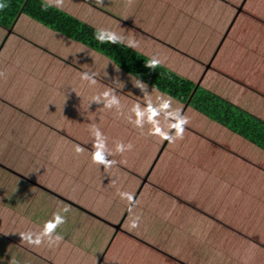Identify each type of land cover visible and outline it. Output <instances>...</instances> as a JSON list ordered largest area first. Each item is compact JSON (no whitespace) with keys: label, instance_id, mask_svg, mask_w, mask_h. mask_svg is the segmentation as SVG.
Listing matches in <instances>:
<instances>
[{"label":"crops","instance_id":"0c3cea01","mask_svg":"<svg viewBox=\"0 0 264 264\" xmlns=\"http://www.w3.org/2000/svg\"><path fill=\"white\" fill-rule=\"evenodd\" d=\"M113 1L118 0H104L102 6L113 8ZM133 1L131 7L143 10L145 2L151 3ZM194 1L198 5L207 3L205 11L197 14L200 19L190 23L193 35L186 43L160 42L200 66L196 70L185 67L186 71L174 61L161 60L163 65L184 78L195 81L193 78L199 76L197 81H203L221 48L219 80H209L207 87L255 111V94L245 87L264 96V0ZM95 7H100L95 0H64L63 10L77 17L86 15L82 20L103 27L102 21L108 19ZM35 24L23 16L11 32L0 26V72L5 73L0 78V264H10L12 259L17 264H135L128 263L119 252L115 259H109L119 234L162 255L165 264H184L183 257L191 252L188 243L179 244L176 254L159 242L127 232L123 226L129 205L118 191L133 193L136 199L153 169L167 166L163 163L167 150L176 144L149 135L150 125L140 129L129 122L130 116L135 119L130 113L134 104L147 106L144 93L134 86L133 81L138 79L119 70L108 57ZM216 30L220 37L213 46L220 45L218 51L205 42L211 40L205 34ZM165 33L161 23L152 30L157 38L166 39ZM127 39L135 40V49L143 54L146 52L141 44L157 41ZM144 39L151 40L142 42ZM28 47L36 50L29 52ZM83 72H95L97 83L83 81ZM109 88L120 99V111L93 102ZM147 91L153 103L161 94L169 97L148 85ZM176 102L172 99V107L184 113L185 106ZM92 124L100 128L114 153L117 142L133 145L131 151L109 156L117 161L109 170L91 162ZM218 135L221 141H228V134ZM189 141L179 139V153L189 150ZM77 145L85 149L79 155ZM65 207L69 208L67 213L62 211ZM57 210L67 219L56 230L63 237L59 246L45 243L32 247L22 242L19 233L41 230ZM169 256L183 262H169Z\"/></svg>","mask_w":264,"mask_h":264},{"label":"trees","instance_id":"16d2710c","mask_svg":"<svg viewBox=\"0 0 264 264\" xmlns=\"http://www.w3.org/2000/svg\"><path fill=\"white\" fill-rule=\"evenodd\" d=\"M3 2L8 6L0 11V26L8 32L12 31L21 17H28L35 25H43L69 41L108 57L119 70L185 106L182 114L188 117L189 123L183 139L190 141L187 146L189 150L184 151L182 166L170 162L164 168L167 169L166 173L158 174L163 166L159 165L146 177L143 186V190L146 189L152 196L147 207L161 223L158 240L172 234L178 236L171 238L184 235L191 249L186 256L191 258L185 259L184 264H264V96L249 86L245 87L255 94V111L251 112L247 106L240 107L233 99L224 98L207 87L210 77L216 76L219 80L217 70L221 66L220 45L213 46L215 51L220 48V52L212 62L214 66L210 77L203 81H193L176 74L162 61L155 68L147 67L146 62L150 57L135 48L125 44H100L94 37L97 28L105 27L117 34H124L125 38H143L132 27L139 23L147 25L155 14H162L166 20L170 18L168 24L171 26L190 24L197 14L205 11L201 5L207 1L200 5L194 0L145 2V6H150L151 10L131 7L126 1H113V8L95 7L108 19L102 21L103 27H95L82 20L86 15L77 17L54 7L43 11V0ZM138 2L141 3L140 0ZM146 36L156 40L150 33ZM150 40L144 39L142 42ZM219 133L228 134L233 143L221 141ZM193 136L203 140V145L200 143L202 150L198 152L196 148L192 150ZM177 142L179 139L167 150L169 159L171 152L179 154L181 148ZM195 152L197 154L193 156ZM249 170L254 175L242 179L241 183H234L232 176L236 172ZM202 186L207 189L219 186L224 193L214 208L197 204V198L210 200L199 192L198 187ZM158 194L163 195V198L158 200ZM191 201L196 207L191 206ZM176 202L182 210L178 209ZM161 253L168 255L165 251Z\"/></svg>","mask_w":264,"mask_h":264},{"label":"clouds","instance_id":"9594fccd","mask_svg":"<svg viewBox=\"0 0 264 264\" xmlns=\"http://www.w3.org/2000/svg\"><path fill=\"white\" fill-rule=\"evenodd\" d=\"M97 5L102 6L104 0H95ZM127 5L132 4V0H126ZM8 5L0 0V11H3ZM57 8L63 10L64 0H43L42 10L47 11L49 8ZM95 39L100 44H125L127 47L136 48L137 42L135 40L127 39L122 35L117 34L115 31L97 28L94 33ZM161 64V60L156 56H152L146 62V66L149 68H155ZM5 73L0 72V78H4ZM81 79L89 82L91 85L97 83L95 72H83L81 73ZM118 80L116 84H118ZM134 86L139 88L145 96L146 107H142L140 104H134L130 109V113L135 117H129V122L135 127L143 129L144 126L150 125L149 135L157 136L161 140H167L169 143H174L177 139H183L186 125L189 123L187 116L183 115L180 110L172 107V98H165L163 94L157 97L155 103L152 102L148 91L147 85L141 81H133ZM93 102L96 104H103L106 109L115 108L117 111L121 110V102L115 91L111 88L104 91L102 94L93 98ZM163 123H161V119ZM90 132L94 137L93 150L91 151V162L95 165L102 166L105 170H109L117 164V161L110 160L109 156L115 153L123 154L125 151H131L133 145L131 143L125 145L122 142H117L115 145V153L107 147V139L100 130V128L92 124L90 125ZM76 154L79 155L85 151L81 146L77 145L75 148ZM115 183V181H113ZM118 195L122 200L128 202V212L130 229H136L140 226L141 217L134 215L135 196L133 193L126 191H118ZM63 213H67L69 208H63ZM67 222L66 216L61 214V210H57L53 213L51 219L44 222L41 230L39 231H26L19 233L22 242L28 246L40 247L45 243L48 247L59 246L63 241V237L57 234V229ZM10 264H17L15 259L10 261Z\"/></svg>","mask_w":264,"mask_h":264},{"label":"rangeland","instance_id":"374dc122","mask_svg":"<svg viewBox=\"0 0 264 264\" xmlns=\"http://www.w3.org/2000/svg\"><path fill=\"white\" fill-rule=\"evenodd\" d=\"M203 10L206 9L205 3H203V5H201ZM150 9V6H145L144 10L146 9ZM151 10V9H150ZM149 10V11H150ZM149 15L151 13H148ZM153 17V16H152ZM185 19H191V18H185ZM200 19L199 15H196V18L194 19V21ZM157 20V21H156ZM170 18L168 20L165 19V17H163L162 14H155L154 15V19H152L147 25H145V27L148 28V31L146 28H144L142 25V23H139L138 25H135L136 27H132L133 30H137V35L143 37V38H148L146 36L147 33L152 34V30H156L157 27V22H161L163 24V26L166 29V39L165 38H157L156 36H153L156 38L157 41H155L154 43L148 45V46H144L143 44H141V47L143 48V50L147 53V54H154L156 56H158L160 58V60H165L167 62H173L175 63V65H180V68L185 69V67L188 68H194L196 70V66L199 65V63H194L193 61L189 60L188 58H186L185 56L180 57L175 53V49H173L171 46L162 43L160 41L162 40H167V41H171V42H181V43H186V41L191 37V35H193V29H192V25L191 24H182V25H173L171 26L170 24H168ZM193 21V20H192ZM191 21V22H192ZM190 22V23H191ZM24 26H26V24H23ZM188 28V29H187ZM187 29V30H186ZM173 30V31H172ZM119 35H123L121 33H119ZM211 38V40H206L205 42L207 43V45L209 47L213 46L215 43H217V39L220 37V33L216 31L214 32H209L207 34H205V37ZM174 40V41H172ZM18 46V45H15ZM228 46H231V44H228ZM29 50V52H32L36 49H33L31 47L27 48ZM145 53V54H146ZM220 59H223V55L220 54L219 56ZM200 66V65H199ZM198 68V66H197ZM186 70V69H185ZM188 71V70H186ZM210 76H208L209 78ZM199 78V76H195L193 79H195V81H197V79ZM209 80H213V82H217V77L216 76H212L210 77ZM177 103V102H176ZM202 139L201 138H195L194 136L192 137V150H195V148L198 150H202L200 143L203 145L202 143ZM228 141H230L231 143H233V140L231 138H228ZM197 145L198 148H197ZM236 148H238L237 144H236ZM171 159H169V157L167 156L165 159V161H163V163H175L178 166H182L183 163V159H184V154L183 153H173L171 152ZM196 152L194 153L193 156H196ZM227 157V156H225ZM230 168V167H229ZM158 171V170H155ZM167 171V169H164V167H161V169H159L158 174H165ZM249 171H239L236 172L232 178L234 183H238V182H242V179H247L248 176H252L254 174H252ZM157 176V174H156ZM233 183V182H232ZM199 188V192L202 193L203 195H206L207 197L210 198L209 201H207L206 199H198L197 198V204H199L201 207H205V208H214L215 204L218 205V201L221 197L224 196V193L220 191V187L219 186H213L210 189H207L206 187H198ZM163 196V195H162ZM161 196V194H158V197L160 200L161 198H163ZM152 198L151 195L148 194L147 190H141L137 196V199L135 201V206H134V215H138L141 217V222H140V226L136 229H130L128 227V225L130 224L129 221V212H127L126 217L124 218V223L123 226L126 228L127 232L129 233H133L136 236L142 237V238H146L148 240H150L151 242H159V243H163V245H165L171 252L178 254L180 251L178 250V245L179 244H184V243H188V239L183 237H175V238H171L170 235L167 237L163 236V239L158 240L157 236H158V231H159V227H160V222L158 219H156L155 215L152 216L151 214V209L149 207H147V204L150 202L148 200H150ZM157 197L154 198V200H156ZM151 200V201H154ZM176 204L178 205V209H181V205L178 204V202H176ZM191 206L192 207H196L195 203L191 201ZM185 213H188V211H185ZM171 225V222H169ZM118 226V225H117ZM117 226H115V228H117ZM139 244V243H138ZM137 244L136 241L130 239L129 237H126L124 234H119L117 239L113 242L112 244V248L110 251V258H114L116 255H118V252L121 253V255H123L125 257V260L128 263H135V264H165L166 259H164V257L154 251L150 252L149 250L145 249L144 247H141ZM169 252V251H168ZM185 256V255H184ZM116 258V257H115ZM114 258V259H115ZM167 258V257H166ZM191 257H183V259H187L189 260ZM167 260L169 262H174V263H178V262H183L180 261L177 258H174L172 256H170V258H167ZM167 262V261H166Z\"/></svg>","mask_w":264,"mask_h":264}]
</instances>
